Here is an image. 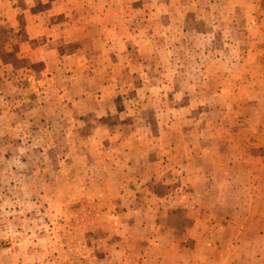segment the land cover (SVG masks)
Returning a JSON list of instances; mask_svg holds the SVG:
<instances>
[{"label": "rangeland", "instance_id": "374dc122", "mask_svg": "<svg viewBox=\"0 0 264 264\" xmlns=\"http://www.w3.org/2000/svg\"><path fill=\"white\" fill-rule=\"evenodd\" d=\"M122 5L132 16L120 28L132 54L127 44L109 48L111 42L97 50L45 44L26 32L30 17H20L15 31L0 19V264H116L102 259L109 253L102 209L114 201L112 174L183 193L199 166L206 172L212 165L198 160L187 168V157L236 156L230 181L245 190L234 197L251 203L259 222L233 227L235 239L244 250L264 251V0ZM106 39L117 40L116 33ZM90 59L97 65L85 64ZM229 72L248 99L246 129L235 139L246 145L236 154L227 132ZM103 75L118 95L97 100L91 90L104 89ZM58 77L70 81L67 97ZM217 91L223 114L213 101ZM226 165L220 162V172ZM226 180L208 175L210 185Z\"/></svg>", "mask_w": 264, "mask_h": 264}, {"label": "crops", "instance_id": "0c3cea01", "mask_svg": "<svg viewBox=\"0 0 264 264\" xmlns=\"http://www.w3.org/2000/svg\"><path fill=\"white\" fill-rule=\"evenodd\" d=\"M33 1L39 6H28ZM123 2L124 0H0V19L6 28L15 31L20 17H30V32L27 29L26 32L34 35L35 40H39L38 36L46 39L45 44L90 43L86 50H97L111 42L109 48L127 44L126 50L132 54L135 47L129 45V39L120 30L126 24V19L132 17L130 12L124 10ZM44 4L48 6L43 7ZM59 18L63 19L62 22H67L58 23L61 22L58 21ZM22 26L28 28L25 22L21 23V28ZM248 29L251 28L245 27L246 31ZM70 33L73 37H68ZM112 33H116L117 40L106 39ZM244 55L246 54L242 55L238 63L241 68L246 62L243 60ZM35 57L36 54L28 56L31 60H35ZM130 58L133 63H139V57L134 54ZM97 63L95 59L85 62L90 65ZM0 66L5 71L1 59ZM241 73L247 74V71L243 69ZM228 77L234 81L231 83L233 87H228L227 132L229 145H234L236 154L237 147L246 145L243 137L239 143H235V139L237 134H243L246 129L244 121L248 99L246 91L235 83L237 75L229 72ZM87 78L89 82L95 81V75ZM56 82L65 83L66 95L64 93L63 96L67 97L70 81L58 77ZM101 82L104 89L100 93L91 90L97 100H104V95L105 98L118 95L117 89L109 87L112 82L110 77L103 75ZM217 86L219 88V83ZM218 91L213 93V101L215 105L218 104L219 114H223L225 110L220 109L219 102L223 93ZM240 154L243 157L245 153L241 151ZM187 158H191L186 162L187 168L198 160H209L212 165L206 172L205 166H199L196 170L198 173L189 176L190 187L183 193L179 191L169 194L165 187H161L159 192V186L156 187L155 183L150 185L148 182L146 185L135 181L134 185L125 173L120 175L122 180H117L118 176L112 174L115 186L111 199L114 201L110 200L106 205L107 209H102L103 218L109 224V235L104 248L109 253L104 254L102 259L116 264H264V251L244 250V244L235 239L236 231L233 227L257 225L259 222V216L252 209L251 203H241L239 198L236 200L234 197L240 193L239 190H245H237L231 184H235L236 156ZM141 159L150 162L146 157ZM223 160L227 162L226 174L219 169ZM222 174L226 177L227 184L216 181L214 185H210L208 175L217 180ZM201 182L205 183V187L199 186ZM218 183L221 185L217 186ZM132 185L134 189H131ZM131 190H134L133 193ZM165 193L168 195L164 196ZM245 210L246 215L242 213Z\"/></svg>", "mask_w": 264, "mask_h": 264}]
</instances>
